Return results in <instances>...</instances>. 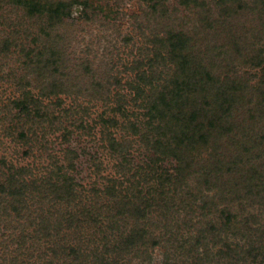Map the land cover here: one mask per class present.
Returning <instances> with one entry per match:
<instances>
[{
	"label": "rangeland",
	"instance_id": "obj_1",
	"mask_svg": "<svg viewBox=\"0 0 264 264\" xmlns=\"http://www.w3.org/2000/svg\"><path fill=\"white\" fill-rule=\"evenodd\" d=\"M57 1L0 0V157L32 171V174L20 177L25 189L29 188L20 200L15 202L0 195V264H78L79 261L98 264L90 256L88 260L77 257L78 261L71 260L70 263L64 255L59 259L52 257L48 237L55 232L54 224L49 226L48 218L42 213L51 210L58 215L65 207L77 204L85 189H101L104 177L119 175L118 164L124 161L121 155L107 147L100 116L119 118L118 113H113L115 99L112 93L115 90L126 92L119 85L134 77L135 71L130 72V64L139 59L141 53L148 52L151 56L153 47L168 51L167 36L175 35L192 44L193 62L202 59L215 74L226 72L229 81L252 83L251 73H258L264 66V36H257L263 33L262 29L251 31L256 29V22L250 19L257 16V12L250 13L247 22L240 25L236 13L228 17L230 10L224 13L227 9L223 8V11L222 7L213 5V0H154V3L146 0H66L70 6L59 17L53 18L47 7L51 5L52 8ZM237 13L245 12L238 10ZM244 35L246 41L238 43L242 57L235 51L230 57L226 56L223 50L229 39L240 36L243 40ZM180 65L170 64L168 68L175 71L181 68ZM243 71L248 75L239 74ZM153 92L150 94L154 96ZM24 93L38 96L49 93L50 98L42 97L47 105L43 111L46 117L33 118L36 121L33 122L21 114L15 103ZM251 99L258 97L253 95ZM55 100L58 104L53 102ZM126 109L139 112L132 104H127ZM243 115L246 116L245 123L251 126L248 112L244 111ZM246 128L245 124H240L234 131L237 140L243 143L240 146L256 145L263 152L262 143H255L254 136L250 140L246 137L243 131ZM110 130L118 140L121 135L125 139L122 147L132 166L143 164L153 156V150L135 139L130 129L119 132L112 127ZM19 131L26 136L20 137ZM226 136L218 140L215 150L213 146L198 145L189 153V170L184 180L195 195L185 198L193 207L188 208L185 198L180 199L174 194L173 184L164 190L163 198L168 200H159L160 205L154 203L159 198L155 193L157 190L148 192L153 196L146 198L150 206H139V210L127 206L123 218V232L137 234L141 230L144 232L142 240L137 241L133 236L128 250L123 245L115 253H97L98 257H103V264H191L193 253L186 252L182 240L195 234L196 228L204 231L209 224L218 223L225 208L230 213L235 212L238 220L248 213H256L264 221V199L252 197L247 201L244 198L247 204L241 201L244 206L240 207L244 191H236L241 192L237 200L220 191L223 189L216 194L207 191L208 184L202 182L207 165H212L214 158L228 156L236 150V145L239 146ZM159 159L157 168L160 172L171 173L177 165L171 156ZM2 170L0 168V172ZM58 170L72 178L78 197L52 200L51 192L62 184L56 173ZM222 179L221 183L228 184L224 185L226 188L235 189L242 184L235 186V182L240 181L236 173ZM44 180L53 183L54 187L30 188V181L39 184ZM139 189L145 193L148 186L142 185ZM173 195L175 198L171 201L169 197ZM202 199L206 200V206L202 205ZM22 200L25 201L23 209ZM5 206L7 215L2 211ZM107 211L115 212L113 209ZM190 218L194 226L186 222ZM118 237V234L111 235L109 242ZM182 244L184 247L179 249ZM84 254L91 255L82 253L83 257Z\"/></svg>",
	"mask_w": 264,
	"mask_h": 264
},
{
	"label": "trees",
	"instance_id": "obj_2",
	"mask_svg": "<svg viewBox=\"0 0 264 264\" xmlns=\"http://www.w3.org/2000/svg\"><path fill=\"white\" fill-rule=\"evenodd\" d=\"M146 1L155 2L154 0ZM213 5L227 9L224 13L230 10L228 17L236 13L237 23L240 25L242 22H247L250 13H259L250 19L251 22H256L254 27L256 29H251V31L260 32L262 29L261 33H263L257 34V36H264V0H213ZM69 6L70 2L58 0L55 6L51 8L49 5L47 9H49L51 17L57 18ZM151 6L154 7V5ZM238 10L245 13L239 14ZM241 17L244 19H240ZM244 36L243 40L240 36L229 39L226 50H223L226 52V56L230 57L232 51H235L236 55L240 54L238 43L246 41L247 36ZM166 41L170 46L169 52L153 47V49H149L152 51L151 56L145 52L141 53L139 59L131 61L130 72L135 71V75L131 80L119 85L122 86V89L125 88L126 92L115 90L112 93L115 99L113 113H118L119 118H115L114 115L100 116V121L104 126L102 134L107 147L121 155L124 161L118 164L117 174L119 175L104 177L105 183L102 184L101 189H85L84 193L79 195L83 200L80 199L77 204L65 207L63 212L61 210L58 212V215L51 210L48 213H42L48 218L49 226L54 224L55 232L48 237L50 239L48 249L51 251L52 257L59 259L60 255H64L69 258L68 263H70L71 260L78 261L77 257L88 260V256H90V259L95 260L98 264H103V257H98L97 253H115L123 245L125 250H128L132 244L131 237L135 236L137 241L138 239L142 240L144 232L141 230L137 234L123 232L125 208L131 206L132 209L139 210V206H150V202L146 198H153L149 193L156 190L155 193L159 198L154 202L155 205L159 200L166 202L168 199L163 198L166 193L164 190L169 189V185L172 184L174 185V194L180 196V199H184L188 195L194 196L195 192L185 184L184 180L186 172L189 170L190 163L187 162L189 153L194 151L198 145L213 146L215 150L216 144L219 139H222V136L227 135L228 140L232 138L235 140V144L239 143V146L236 145V150L228 156L214 158L215 162L211 163L212 165H207V171L202 178V182L208 184L207 191L216 194L219 189H223L220 191H225L237 199L241 192L236 193V191L242 190L244 195L243 198L240 197V207L244 206L241 201L245 203L246 200L249 201L248 198L264 199V66L259 68L258 73H251L253 74L252 83L229 81L227 80L229 78L225 77L226 72L215 74L202 63V59L193 62L190 52L192 44H187L186 39L169 35ZM239 57L241 58L242 54ZM229 60L231 59L226 60V66H228ZM43 62L47 66L46 62ZM177 63L181 64L179 70L173 71L171 67L168 68L170 64L175 66ZM159 67H162L161 71L158 70ZM247 73V71H243L239 74L248 75ZM151 92L154 93V96L150 94ZM39 95L24 93L22 98L15 103L21 114L30 120L33 118L41 120L42 117H46L43 111L47 105L43 103L42 97L50 98V95L49 93ZM253 95L258 99L252 101ZM247 97L250 99L248 100ZM53 102L56 103V100ZM127 104L135 105L139 112L129 111L126 109ZM244 111L248 112L253 127L245 123ZM139 115L142 118H139ZM240 124L246 125L247 128L243 131L249 140L251 136H254L257 140L255 143H262L263 152H260L258 150L260 148L256 145L240 146L243 143L241 140H237V135L234 133ZM112 127L117 128L119 132L130 129L135 139L144 142L147 147L153 150V156L148 157L149 159L143 164L132 166V163L126 159V152L122 147L125 139L121 135L122 141L118 140L114 131L110 130ZM229 134L232 135L229 136ZM19 136L24 138L26 135L23 131H19ZM166 156L173 157L177 163L171 173L160 172L157 168L159 158ZM0 168L3 169L0 172V195L9 197L11 201L12 199L15 202L20 200L23 192L25 193L29 189H25L26 186L23 185V179L20 177L30 175L32 171L27 170L24 166L14 164L5 157H0ZM56 173L60 175L61 183L64 185L61 186V184L53 189L52 200L78 197V193L73 189L72 178L60 173L59 170ZM235 173L240 178V181L235 182V186L242 183L241 186L235 189L229 186L224 187L228 184L221 183L224 180L222 178ZM30 183L32 184L30 188L33 190L36 187L42 188L41 186L54 187V184L47 180L41 181L39 184L34 181H30ZM142 185L148 186L147 192L141 193L139 187ZM229 188L232 190H226ZM58 190L59 192L55 194ZM174 198V195L169 197L171 201ZM142 199L146 201H142ZM225 199L231 202L229 197ZM202 200V205L206 206V200ZM185 202L188 208L193 207V204L186 198ZM21 205L23 209L25 201L22 200ZM260 206L263 205L260 204ZM6 208L7 206L4 207L5 210L2 208L5 215H7ZM107 209H113L115 212L111 214L112 212ZM222 215L223 217H219L218 223L209 224L204 231L196 228L195 234H190L189 239L182 240L185 243L186 252L193 253L190 256V263L264 264V221L256 213H248L238 220L237 214L230 213L227 208ZM221 218L224 220L220 221ZM190 220L191 218L186 222H189L188 225L194 226ZM113 234H118L119 237L109 242L108 237L111 238ZM60 236L61 238H59ZM183 247L182 244L179 249ZM82 253H91V255L84 254L85 257H83ZM82 262L79 261L78 264H82Z\"/></svg>",
	"mask_w": 264,
	"mask_h": 264
}]
</instances>
